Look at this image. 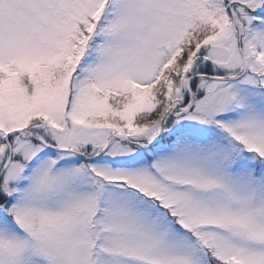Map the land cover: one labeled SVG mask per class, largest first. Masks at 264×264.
Wrapping results in <instances>:
<instances>
[{"label": "snow or ice", "instance_id": "1", "mask_svg": "<svg viewBox=\"0 0 264 264\" xmlns=\"http://www.w3.org/2000/svg\"><path fill=\"white\" fill-rule=\"evenodd\" d=\"M0 264H264V0H0Z\"/></svg>", "mask_w": 264, "mask_h": 264}]
</instances>
